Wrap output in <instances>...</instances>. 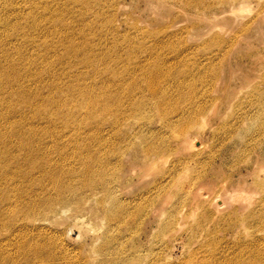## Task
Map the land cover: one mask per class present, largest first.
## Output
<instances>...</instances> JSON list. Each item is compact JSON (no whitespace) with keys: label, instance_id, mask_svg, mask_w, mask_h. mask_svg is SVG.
Masks as SVG:
<instances>
[{"label":"rangeland","instance_id":"1","mask_svg":"<svg viewBox=\"0 0 264 264\" xmlns=\"http://www.w3.org/2000/svg\"><path fill=\"white\" fill-rule=\"evenodd\" d=\"M259 210L264 0H0L1 264H256Z\"/></svg>","mask_w":264,"mask_h":264},{"label":"bare ground","instance_id":"2","mask_svg":"<svg viewBox=\"0 0 264 264\" xmlns=\"http://www.w3.org/2000/svg\"><path fill=\"white\" fill-rule=\"evenodd\" d=\"M182 132V131H181ZM263 205L260 203V207H262ZM182 218V217H181ZM254 221V222H253ZM245 223V222H250L252 224H254L255 226L259 227V229H262L264 226V211H258V213H251V214H246L241 218H233V221H231V225L235 226L237 225V223ZM262 227V228H261ZM258 231H262V230H258ZM41 249V248H40ZM24 249H22L23 251ZM26 251V250H25ZM37 251V250H36ZM22 253V252H21ZM38 254V253H37ZM37 254H34L36 256H38ZM43 255V254H42ZM51 256V255H50ZM251 258H253L256 261V264L258 263H264V258L262 259L258 253L254 254L253 256H249ZM44 258V257H43ZM47 258V257H46ZM44 261V260H43ZM253 261V260H252ZM42 262V261H41ZM46 262V259L45 261ZM43 262V263H44ZM1 264V263H0ZM254 264V263H253Z\"/></svg>","mask_w":264,"mask_h":264}]
</instances>
